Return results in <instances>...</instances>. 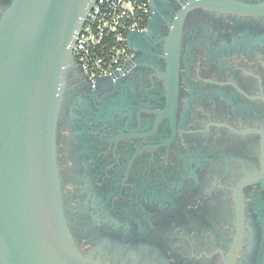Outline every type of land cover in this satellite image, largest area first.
<instances>
[{
	"label": "flooded vegetation",
	"instance_id": "flooded-vegetation-1",
	"mask_svg": "<svg viewBox=\"0 0 264 264\" xmlns=\"http://www.w3.org/2000/svg\"><path fill=\"white\" fill-rule=\"evenodd\" d=\"M129 46L116 81L67 74L56 152L78 249L264 264V0L157 1Z\"/></svg>",
	"mask_w": 264,
	"mask_h": 264
},
{
	"label": "water",
	"instance_id": "water-1",
	"mask_svg": "<svg viewBox=\"0 0 264 264\" xmlns=\"http://www.w3.org/2000/svg\"><path fill=\"white\" fill-rule=\"evenodd\" d=\"M94 1L12 0L0 19V264H101L69 229L56 152L74 42Z\"/></svg>",
	"mask_w": 264,
	"mask_h": 264
},
{
	"label": "built area",
	"instance_id": "built-area-1",
	"mask_svg": "<svg viewBox=\"0 0 264 264\" xmlns=\"http://www.w3.org/2000/svg\"><path fill=\"white\" fill-rule=\"evenodd\" d=\"M170 1V0H165ZM154 0H95L76 36L74 63L89 83L116 81L131 60L129 34L146 28Z\"/></svg>",
	"mask_w": 264,
	"mask_h": 264
}]
</instances>
